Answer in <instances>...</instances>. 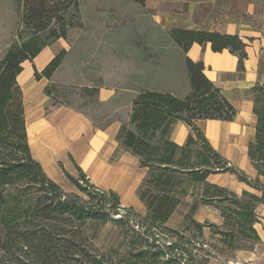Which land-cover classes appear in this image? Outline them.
I'll list each match as a JSON object with an SVG mask.
<instances>
[{"label":"trees","instance_id":"obj_1","mask_svg":"<svg viewBox=\"0 0 264 264\" xmlns=\"http://www.w3.org/2000/svg\"><path fill=\"white\" fill-rule=\"evenodd\" d=\"M133 1L144 4V0ZM18 2L23 9V30L0 62V245H20L25 251L33 248L35 259L47 264H55L60 257L71 264H107L104 256L78 254L75 235L68 236V232L88 223H110L132 235L130 252L123 257V264H189L197 258V264H209L211 258L227 252L252 248L259 241L253 228L257 223L255 209L264 205V185L259 180L264 178V84L250 89L257 117L255 142L249 144L247 152L257 174L251 180L222 158L196 126V121L231 122L236 111L221 90L206 78L204 65L184 57L193 44L208 43L214 53L227 50L237 56V69L243 71L247 45L236 36L219 33L189 30L167 33L183 54L191 91L180 99L171 93L146 90L134 99L129 121L121 126L118 140L139 159L141 167L148 169L138 190L146 214L136 217L133 209L123 208L124 214L116 220L114 216L121 205L114 192L88 184L78 169V178L65 173L69 182L85 195L86 200H82L65 193L33 160L26 135L23 94L17 82L23 64L35 59L50 43L43 41L44 34L53 41L66 38L69 24L65 16L78 10L79 0ZM65 54L61 51L40 74L35 71L36 80H50ZM175 122H183L191 129L184 147L169 140L170 127ZM193 153L195 163H191ZM225 173L236 175L239 182L258 194L244 191L238 196L206 182L211 174ZM182 180H187L195 192L185 216L187 226L181 232L167 223L179 204L175 194ZM199 206L218 210L222 224L196 222L193 215ZM133 216L136 222L131 219ZM132 222L138 231L130 226ZM206 228L211 244L204 237ZM26 256L30 259L29 254Z\"/></svg>","mask_w":264,"mask_h":264},{"label":"crops","instance_id":"obj_2","mask_svg":"<svg viewBox=\"0 0 264 264\" xmlns=\"http://www.w3.org/2000/svg\"><path fill=\"white\" fill-rule=\"evenodd\" d=\"M142 12L164 34L171 30L219 33L236 36L247 45L243 71L237 69V56L227 50L214 53L208 43L193 44L184 57L204 65L206 78L221 90L236 111L231 122L196 121V126L222 158L254 180L257 174L247 155L249 144L255 142L257 124L250 89L256 84H264V0H144ZM53 57L52 51L43 49L32 63L23 64V71L17 77L23 94L26 135L33 160L61 189L73 191L74 185L65 173L77 178L80 170L92 186L114 192L122 207L143 215L146 208L139 199L138 190L148 169L141 167L139 159L118 140L121 126L129 121L132 103L139 93L113 87L100 88L98 104L113 108L110 120L104 126L94 124L88 115L68 107L46 110L47 98L42 94L45 78L37 81L34 69L40 74ZM123 109L126 110L125 120L119 118ZM190 134L191 129L185 123L175 122L170 127L169 140L184 147ZM259 180L264 185V178ZM206 182L238 196L244 191L258 194L229 173L211 174ZM177 209L178 206L175 211ZM255 214L257 223L253 228L259 241L250 249L227 252L220 259H210L209 264H264V205L257 206ZM193 219L216 225L223 222L220 213L209 206H199ZM206 233L209 231L204 229V236Z\"/></svg>","mask_w":264,"mask_h":264},{"label":"rangeland","instance_id":"obj_3","mask_svg":"<svg viewBox=\"0 0 264 264\" xmlns=\"http://www.w3.org/2000/svg\"><path fill=\"white\" fill-rule=\"evenodd\" d=\"M79 2L78 10H71L65 16L69 24L66 38L53 41L47 33L43 35V41H50L44 49L52 51L54 57L61 51L66 52L58 71L54 72L50 80H42V94L47 98L46 110L68 107L88 115L94 124L104 126L110 120L113 108L98 104L97 92L100 88L113 87L119 91L133 90L137 93L146 90L169 91L180 99L190 94L183 54L167 34L155 28L143 16L140 3L133 0ZM22 15L23 9L18 0H0V62L23 30ZM34 71L37 72L36 69ZM125 117L126 110L123 109L119 112V118L125 120ZM195 162L193 153L191 163ZM76 177H79V173ZM88 183L91 184L89 180ZM63 191L86 200L85 195L74 189V186L71 192L67 189ZM181 191L186 193L182 194ZM192 192H195L192 185L182 180L175 194L179 200L178 209L171 215L168 227L182 232L187 226L185 216L194 201ZM145 214L134 211L136 217H144ZM136 217L131 218L133 222L137 221ZM133 222L130 226L138 231ZM69 235H75L78 254L104 256L107 264H123V257L131 248V233L126 235L124 229L115 224L88 223L72 233L69 231ZM204 237L212 243L209 240L210 232ZM25 252L30 255V259ZM222 256L211 259H220ZM197 260L199 258L189 264H197ZM0 264L47 262L42 259L37 261L33 248L25 251L20 245H0ZM55 264L71 263H66L60 257Z\"/></svg>","mask_w":264,"mask_h":264},{"label":"built area","instance_id":"obj_4","mask_svg":"<svg viewBox=\"0 0 264 264\" xmlns=\"http://www.w3.org/2000/svg\"><path fill=\"white\" fill-rule=\"evenodd\" d=\"M86 182L88 183V180L86 179ZM89 184V183H88ZM81 185L83 186H87V184H84L83 182H81ZM124 207L121 206V208H118V214L116 216H114V219H120L121 216L124 214Z\"/></svg>","mask_w":264,"mask_h":264}]
</instances>
